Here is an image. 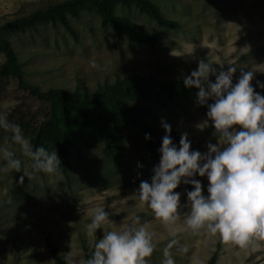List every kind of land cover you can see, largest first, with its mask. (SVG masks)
Listing matches in <instances>:
<instances>
[{
  "label": "rangeland",
  "instance_id": "obj_1",
  "mask_svg": "<svg viewBox=\"0 0 264 264\" xmlns=\"http://www.w3.org/2000/svg\"><path fill=\"white\" fill-rule=\"evenodd\" d=\"M61 1L0 0V26ZM152 2L166 17L180 22V27L165 29L133 7H116L117 14L159 37L160 43L152 46L128 41L111 28L103 27L92 13L71 19L75 39L62 26L50 23L19 30L13 35L5 34L3 38L13 46L24 80L42 91L77 89L89 94L100 84L112 83L132 72L144 76L153 74L160 80L183 79L196 69L197 61L203 59L211 63L216 74L230 66L237 67L233 83L240 74V67L252 70L250 84L254 92L264 96V89L257 87V81L264 83V0ZM3 60L0 54V64ZM14 103L10 88L3 110L7 112ZM147 104L169 123L179 138L187 134L190 151L204 153L209 143H217L215 130L206 117L207 105H199L192 96H177L163 104ZM205 121L207 126L197 127ZM149 123L162 141L165 132L161 123L152 120ZM111 125L124 141L126 157L123 160L108 157L103 140L95 139L77 142L70 151L67 179L59 170L56 174H36L30 179L22 171L0 172V264H53L46 238L57 246L63 258L71 251L84 259L83 249L92 252L95 239L103 235L100 229L96 237L88 236L85 231V225L90 222L89 211L96 206L109 212L117 228L132 214L146 221L157 240L150 264H160L162 249L171 238L167 229L146 206L125 200L142 180L150 181L159 160H150L138 130L116 120ZM4 135L0 133V143ZM23 161L24 171L30 172L29 161L27 158ZM194 178L201 181L202 194L206 195L207 179ZM185 188L191 190L190 185L182 184L174 189L181 193V204L186 203ZM181 243L189 246V252L181 255L174 248L176 264H189L192 255L207 264L213 254L215 264H264V247L255 251L240 249L226 246L214 237L188 233L181 234Z\"/></svg>",
  "mask_w": 264,
  "mask_h": 264
},
{
  "label": "clouds",
  "instance_id": "obj_2",
  "mask_svg": "<svg viewBox=\"0 0 264 264\" xmlns=\"http://www.w3.org/2000/svg\"><path fill=\"white\" fill-rule=\"evenodd\" d=\"M96 67L95 64L92 65ZM230 66L216 74L211 63L201 59L196 69L183 76L186 88L197 89V103L207 105L206 117L215 130L217 143L207 145V151H190L187 134H182L179 145L173 143L171 126L161 120L165 135L158 149L160 159L149 180H142L138 188L125 198L139 202L151 210L152 215L165 226L168 242L162 249L160 264H176L172 250L184 255L189 246L181 243V234L214 237L226 246L251 249L264 247V96L254 92L250 81L253 71ZM215 76V82L209 76ZM264 89V83L257 81ZM211 101V103H208ZM207 126L197 125L202 129ZM0 132L5 135L0 143V172H23L29 179L39 173L56 174L61 161L56 150L34 146L20 126L0 112ZM145 140L150 137L145 134ZM19 153V155H17ZM23 158L30 162L26 173ZM207 179L206 195L202 183L194 177ZM23 181V176L20 182ZM184 189L186 203L181 204ZM90 222L85 225L88 236L95 239L93 251L86 259L68 252L65 264H150L157 247L155 233L141 217L132 214L128 221L114 227L109 212L102 206L89 211ZM189 264H204L192 255Z\"/></svg>",
  "mask_w": 264,
  "mask_h": 264
},
{
  "label": "trees",
  "instance_id": "obj_3",
  "mask_svg": "<svg viewBox=\"0 0 264 264\" xmlns=\"http://www.w3.org/2000/svg\"><path fill=\"white\" fill-rule=\"evenodd\" d=\"M118 6L133 7L165 29H177L181 25L177 20L166 17L152 0H63L0 26V54L4 58L0 64V112H5L3 103L11 88L15 103L6 112L8 119L20 126L34 146L56 150L61 161L59 171L65 179L69 174V154L77 142L101 139L108 157L118 161L125 159V144L111 125L113 120L138 130L150 160H159L161 141L149 120L161 122L162 119L147 103L172 102L177 96L197 99L198 90L186 88L182 78L160 80L153 74L144 76L137 72L115 79L112 83L100 84L89 94L77 89L72 92L63 89L42 91L37 85L24 80L13 46L3 36L30 30L38 24L60 25L75 39L71 19L92 13L103 27L111 28L130 42L149 46L160 43L159 37L147 28L117 14ZM209 81L214 83L215 78L209 76ZM145 134L149 135L148 140H145ZM169 134L179 143L180 138L172 127ZM45 242L53 264H65L57 246L48 238ZM90 254L83 249L84 259ZM215 258L213 254L207 264H215Z\"/></svg>",
  "mask_w": 264,
  "mask_h": 264
}]
</instances>
